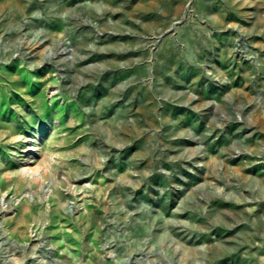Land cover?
I'll use <instances>...</instances> for the list:
<instances>
[{
    "label": "rangeland",
    "instance_id": "rangeland-1",
    "mask_svg": "<svg viewBox=\"0 0 264 264\" xmlns=\"http://www.w3.org/2000/svg\"><path fill=\"white\" fill-rule=\"evenodd\" d=\"M0 93V264H264V0H0Z\"/></svg>",
    "mask_w": 264,
    "mask_h": 264
},
{
    "label": "bare ground",
    "instance_id": "bare-ground-1",
    "mask_svg": "<svg viewBox=\"0 0 264 264\" xmlns=\"http://www.w3.org/2000/svg\"><path fill=\"white\" fill-rule=\"evenodd\" d=\"M14 103H18L20 106V99H16L13 95H8L6 99H4L3 94L0 93V108L4 107L6 110H13L12 105ZM40 107V106H39ZM15 119L21 123L23 127H27L29 124V119L25 118L24 115H20V111H15ZM66 143L69 145L71 140L66 141ZM37 151V146L35 144H32L29 147H26L23 152L34 154ZM23 164H21V176L17 179V182L20 183V181L29 180L30 182H39L40 180L44 179V171H47L49 169V166L43 162H40L35 156L33 157H23ZM105 190L103 189L102 185H97L95 188V198L103 197ZM55 215H57L55 213ZM55 223L57 225L62 224L61 221L55 220ZM63 226V224H62ZM87 226H90V223L87 222ZM61 227V226H60ZM61 229V228H59ZM166 228H164L163 232H165ZM160 233H157L154 238L157 239L159 237ZM163 237V236H161ZM160 238V237H159Z\"/></svg>",
    "mask_w": 264,
    "mask_h": 264
}]
</instances>
